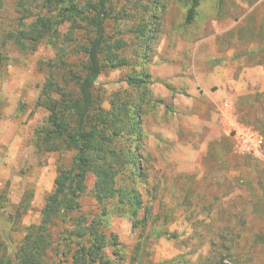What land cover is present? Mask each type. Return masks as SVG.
I'll return each mask as SVG.
<instances>
[{
    "label": "rangeland",
    "instance_id": "374dc122",
    "mask_svg": "<svg viewBox=\"0 0 264 264\" xmlns=\"http://www.w3.org/2000/svg\"><path fill=\"white\" fill-rule=\"evenodd\" d=\"M67 1L2 0L0 9V260L10 257L12 264L26 228L40 222L57 168L68 169L75 155L66 143L45 149L49 112L38 104L47 83L53 101L76 97L72 75L81 72L94 40L80 18L93 15L90 7L100 0H71L79 18L67 12ZM190 4L107 0L103 38L124 43L117 54L127 66L104 70L92 93L105 112L125 104L139 124L137 164L124 166L116 182L118 189H133L142 205L133 216L129 196L122 205L117 198L99 205L95 178L87 174L79 209L63 224L54 221L44 264H72L76 240L70 233L103 209L112 264H264V0H199L187 23ZM39 18L53 24L43 40L9 38ZM140 31L154 32L144 52ZM206 39L214 42H201ZM177 62L185 75L204 65L233 72L232 102L214 114L211 99L179 108L163 104L154 92L157 67ZM145 76L151 80L145 88L127 83ZM129 119L121 126L131 142ZM123 141L126 152L130 144Z\"/></svg>",
    "mask_w": 264,
    "mask_h": 264
},
{
    "label": "trees",
    "instance_id": "16d2710c",
    "mask_svg": "<svg viewBox=\"0 0 264 264\" xmlns=\"http://www.w3.org/2000/svg\"><path fill=\"white\" fill-rule=\"evenodd\" d=\"M68 13L78 16L77 9L70 2ZM107 0H100L97 6H91L93 15L81 17L87 26L94 31V40L85 51L86 63L81 66V72L72 75V82L76 87V97L53 101L51 97L52 84L47 83L41 92L39 106H43L49 112L48 126L50 130L41 136V142L47 151L53 149L58 143H66L75 151L71 166L68 169L57 168L53 190L45 198V204L41 211V219L38 225L30 226L25 230V236L14 255L15 264H44L46 252L54 245L51 228L54 221L59 220L62 224L67 215L79 209L78 199L85 191L87 174H93L95 181L93 196L99 205L112 199H118L119 204H127L135 215L141 208L139 196L132 197L131 191L117 188L116 179L124 166L135 167L138 151L141 147L142 134L139 124L134 115H127L128 109L125 104H112L110 112L100 108V103L94 98L92 90L98 77L104 70H118L126 67L125 59L117 52L124 43L116 42L111 45L105 42L104 24L107 17L105 5ZM199 0H191L187 12L186 22L190 23L195 14ZM2 0H0V9ZM53 24L48 19L39 18L29 26L27 32L17 35L11 34L9 38L14 43L30 40L38 43L51 30ZM156 28V26L154 27ZM151 31H140L143 52L147 44L154 41ZM127 83L132 88H145L151 83L148 76L128 78ZM165 87L172 91L168 86ZM50 98V99H49ZM130 118L127 141L124 132L123 119ZM124 140V141H123ZM121 141L130 144L126 152L120 147ZM130 152V148H132ZM122 148V149H119ZM125 154V155H124ZM108 227V214L103 209L101 214L96 215L89 225L84 223L70 233L69 238L75 237L76 248L72 255V264H112L106 256L107 240L106 228ZM155 238L161 235L153 232ZM72 241L65 244H71ZM116 245V244H115ZM114 245V246H115ZM113 246V247H114ZM58 251H60L58 249ZM57 251V255L59 252ZM68 252L70 249L67 250ZM0 264H12L10 257H3Z\"/></svg>",
    "mask_w": 264,
    "mask_h": 264
},
{
    "label": "crops",
    "instance_id": "0c3cea01",
    "mask_svg": "<svg viewBox=\"0 0 264 264\" xmlns=\"http://www.w3.org/2000/svg\"><path fill=\"white\" fill-rule=\"evenodd\" d=\"M201 42L212 44L214 41L206 39ZM157 68L158 73L155 76L158 79V83L155 85L154 92L157 98L165 105H172L177 108L181 106L188 107V105L193 106V103L208 102V99H211L213 106L210 113L214 114L215 110L224 109L223 104L232 102L235 97L236 84L233 72L225 70L224 66L210 67L204 65V67H193V69L190 68V71H187L186 75L183 70L184 67L179 62L173 68L166 66V64L158 65ZM164 83H167L166 86L172 91H169L164 86ZM212 87L217 88V95H213ZM218 100H222V102ZM224 117L226 118V116ZM208 119L215 121L214 115ZM160 200H163L162 197L158 198V201Z\"/></svg>",
    "mask_w": 264,
    "mask_h": 264
},
{
    "label": "built area",
    "instance_id": "2783aa9c",
    "mask_svg": "<svg viewBox=\"0 0 264 264\" xmlns=\"http://www.w3.org/2000/svg\"><path fill=\"white\" fill-rule=\"evenodd\" d=\"M241 139L244 140L245 142H246V141L249 142V139H248L247 135H243V136H241Z\"/></svg>",
    "mask_w": 264,
    "mask_h": 264
}]
</instances>
